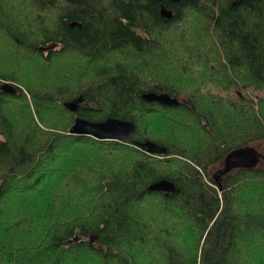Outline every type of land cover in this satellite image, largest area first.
Segmentation results:
<instances>
[{
  "label": "trees",
  "instance_id": "1",
  "mask_svg": "<svg viewBox=\"0 0 264 264\" xmlns=\"http://www.w3.org/2000/svg\"><path fill=\"white\" fill-rule=\"evenodd\" d=\"M163 4L172 18L158 0H0V88H18L0 89V264H264V0ZM111 117L167 153L70 132ZM246 146L259 165L216 180ZM163 179L171 196L148 189Z\"/></svg>",
  "mask_w": 264,
  "mask_h": 264
},
{
  "label": "water",
  "instance_id": "2",
  "mask_svg": "<svg viewBox=\"0 0 264 264\" xmlns=\"http://www.w3.org/2000/svg\"><path fill=\"white\" fill-rule=\"evenodd\" d=\"M172 2H179L181 0H169ZM161 6V15L165 18H172L174 12L166 8L163 4L164 0H158ZM72 27L81 26L78 22L71 23ZM2 91L11 94H17L18 88L10 82H3L0 88ZM143 97L150 102L157 101L168 106H178L180 100L178 97H172L168 93L150 92L143 95ZM84 101L82 96L77 99L66 102L65 106L72 112H76L80 108V104ZM136 125L132 121H127L119 118H108L105 121L94 122L84 118H77L72 126L70 132L77 135L93 136L100 140H118L123 143H133L141 150L149 154H165L168 149L166 146L160 145L154 141L147 140L144 142L132 139V132ZM262 158V154L253 146H246L230 152L224 162V167L214 174L216 180H219L222 175H225L237 168H256ZM150 191H158L165 196H171L176 186L174 182L163 179L153 183L148 188Z\"/></svg>",
  "mask_w": 264,
  "mask_h": 264
},
{
  "label": "rangeland",
  "instance_id": "3",
  "mask_svg": "<svg viewBox=\"0 0 264 264\" xmlns=\"http://www.w3.org/2000/svg\"><path fill=\"white\" fill-rule=\"evenodd\" d=\"M9 3L10 2H12V0H7ZM14 7V6H13ZM16 8V7H15ZM17 9H19V10H17V11H19V12H21V11H23V13L24 14H21V17H24V15H26L27 14V9H25V8H22V7H20V8H17ZM190 13V12H189ZM191 14V17L193 16H195V14L194 13H190ZM30 17V19H32L31 18V16H29ZM0 43L1 44H3V45H7V43H8V37L6 36V35H4V33L3 32H0ZM71 61H78V62H82V61H85V60H83V59H77V58H69V59H67L66 61H63V62H61V63H66V62H71ZM0 67H1V71H10L11 72V70H13L14 69V66H13V64H12V62H11V60H10V56H9V52H8V50H5V51H1L0 50ZM73 79H74V77H72ZM258 95H260V96H264V92H260V93H257ZM256 94V95H257ZM258 97V96H257ZM260 153H261V150L258 148L257 149ZM91 264H94L93 262L91 263Z\"/></svg>",
  "mask_w": 264,
  "mask_h": 264
},
{
  "label": "flooded vegetation",
  "instance_id": "4",
  "mask_svg": "<svg viewBox=\"0 0 264 264\" xmlns=\"http://www.w3.org/2000/svg\"><path fill=\"white\" fill-rule=\"evenodd\" d=\"M172 10V9H171Z\"/></svg>",
  "mask_w": 264,
  "mask_h": 264
}]
</instances>
